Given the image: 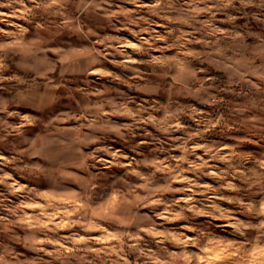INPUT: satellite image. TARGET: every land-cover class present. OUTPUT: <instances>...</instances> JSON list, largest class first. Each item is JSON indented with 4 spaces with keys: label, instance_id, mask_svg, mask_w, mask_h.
<instances>
[{
    "label": "clouds",
    "instance_id": "obj_1",
    "mask_svg": "<svg viewBox=\"0 0 264 264\" xmlns=\"http://www.w3.org/2000/svg\"><path fill=\"white\" fill-rule=\"evenodd\" d=\"M0 264H264V0H0Z\"/></svg>",
    "mask_w": 264,
    "mask_h": 264
},
{
    "label": "rangeland",
    "instance_id": "obj_2",
    "mask_svg": "<svg viewBox=\"0 0 264 264\" xmlns=\"http://www.w3.org/2000/svg\"><path fill=\"white\" fill-rule=\"evenodd\" d=\"M100 31H104L103 29H99ZM119 35H121V36H124V37H128L129 39H133L128 33H126V32H121V33H119Z\"/></svg>",
    "mask_w": 264,
    "mask_h": 264
}]
</instances>
